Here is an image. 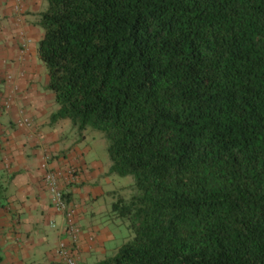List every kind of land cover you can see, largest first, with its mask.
I'll return each instance as SVG.
<instances>
[{"label":"trees","instance_id":"16d2710c","mask_svg":"<svg viewBox=\"0 0 264 264\" xmlns=\"http://www.w3.org/2000/svg\"><path fill=\"white\" fill-rule=\"evenodd\" d=\"M45 2L50 123L133 179L132 236L94 264H264V0Z\"/></svg>","mask_w":264,"mask_h":264},{"label":"crops","instance_id":"0c3cea01","mask_svg":"<svg viewBox=\"0 0 264 264\" xmlns=\"http://www.w3.org/2000/svg\"><path fill=\"white\" fill-rule=\"evenodd\" d=\"M45 6V0H0V264H64L56 253L60 242L72 246L77 264H94L120 245L125 222L113 208L118 194L108 156L107 163L97 155L89 136L70 138L73 128L65 120L50 123L57 105L45 89L47 73L37 56L42 30L36 22ZM25 38L31 42L23 51ZM20 109L30 118L29 128L16 124ZM45 163L75 171V180L62 183L76 209L80 232L74 242L45 188Z\"/></svg>","mask_w":264,"mask_h":264},{"label":"built area","instance_id":"2783aa9c","mask_svg":"<svg viewBox=\"0 0 264 264\" xmlns=\"http://www.w3.org/2000/svg\"><path fill=\"white\" fill-rule=\"evenodd\" d=\"M17 2L19 0H16ZM16 9H20V4L17 3ZM31 42L30 39L25 38L21 45V50L26 51L28 49V44ZM7 81H11L12 77L10 75L6 76ZM16 87L14 86L13 89ZM11 105V97L6 95L3 100V106L8 108ZM19 128H29L31 125L29 116L25 113L23 109L19 110V117L16 121ZM43 182L45 188L50 193L52 205L63 215L64 219V230L74 242L80 232L78 225L75 221V205L67 201L64 198V190L62 188V183L69 182L70 180H75V171L72 168L62 169V168H48L46 163L43 164ZM72 246H68L64 242H60L56 248V253L60 261L64 264H77L76 260L72 255Z\"/></svg>","mask_w":264,"mask_h":264},{"label":"rangeland","instance_id":"374dc122","mask_svg":"<svg viewBox=\"0 0 264 264\" xmlns=\"http://www.w3.org/2000/svg\"><path fill=\"white\" fill-rule=\"evenodd\" d=\"M69 126H72L71 122L69 120H65ZM69 137H74V138H78L79 134L75 131V128H73V131L70 132ZM89 139H90V144L92 145L94 151L97 153V155L103 159V161L107 162V152H106V148H105V143L104 140L101 138L100 134L95 132L92 133L91 135H89ZM108 163V162H107ZM133 183V179L131 176H124V177H119V176H113V185L115 186L114 189L116 190L117 194H122L125 196H129L130 191L125 188V189H121L122 187L125 186H129ZM117 195V196H118ZM117 196L115 197V200L117 199ZM121 221V220H120ZM123 231L121 230V234L122 237H119V241H118V245L125 242L127 239H129L132 236L131 231L127 228V226L125 225V223L123 224L122 227ZM114 251H107V253L105 255H102L100 258L106 257V256H110L113 254Z\"/></svg>","mask_w":264,"mask_h":264}]
</instances>
